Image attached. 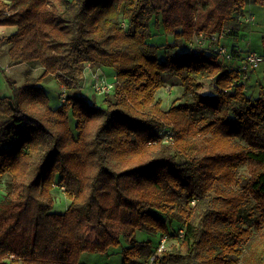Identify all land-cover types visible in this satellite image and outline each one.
I'll return each mask as SVG.
<instances>
[{"label":"trees","instance_id":"obj_1","mask_svg":"<svg viewBox=\"0 0 264 264\" xmlns=\"http://www.w3.org/2000/svg\"><path fill=\"white\" fill-rule=\"evenodd\" d=\"M250 2L264 6L0 0V25L17 26L9 65L43 69L19 87L6 75L11 95L0 96V264H83V252L116 251L121 264H146L165 237L177 243L163 264H264V87L255 96L247 72L208 41L192 45L201 32L239 33L229 26ZM88 66L116 77L114 90L85 95ZM171 79L183 100L165 108L158 93ZM209 79L215 92L205 93ZM52 80L67 87L57 107ZM54 191L70 199L64 212ZM123 216L118 236L110 224Z\"/></svg>","mask_w":264,"mask_h":264},{"label":"rangeland","instance_id":"obj_2","mask_svg":"<svg viewBox=\"0 0 264 264\" xmlns=\"http://www.w3.org/2000/svg\"><path fill=\"white\" fill-rule=\"evenodd\" d=\"M50 1L56 8H58L57 0H50ZM165 1L166 0H154L155 4L160 5V6H163L165 4ZM251 12L254 13L256 16V21L253 24V28L251 29V31L242 30L240 32L239 41L235 40L232 42V40H226L225 36L223 37V41H227L225 44L229 45V47H231L232 44L236 43V45L240 47V49L243 51L250 48L259 53H264V47L262 45V35L264 33V6L262 5L253 6V8H251ZM246 16L247 18L252 17L251 14L246 15ZM122 25L126 29L129 28V24L126 20H122ZM201 34H203V36H206V37L210 35V34L205 35L204 32H201L200 34L195 36L193 43L197 44L196 38L197 37L199 38ZM250 45L252 47H250ZM2 46L3 45L0 44V50ZM199 46H201L200 49H203V47L206 45L204 43H201ZM181 50H183V48ZM207 50L209 52V49ZM7 67H9L8 70L7 68L4 69V65L1 62V58H0V72L4 74L5 76L7 75L8 77H10L11 80H13L18 87L23 85L26 82L27 78L39 76L43 70L41 67H38V66L30 67L29 65H26V64H20L16 66L15 68H11V66H7ZM91 71L94 74L96 72L98 73L101 72L105 74V76H107L110 80L113 79L112 77H110L111 73L109 71L108 72L103 71L102 69H99L98 67L97 68L92 67ZM246 75H247V79L245 80V86L248 87V90L251 88L252 91H254L255 96L259 95L260 90L262 89L261 86L264 87V63L255 72H253L252 74L251 72H247ZM93 79H94V75H93ZM213 83L214 82L212 79L205 81L203 92L205 93L215 92ZM2 84H3V81L1 79L0 86ZM45 85L48 90L49 99H50V103L52 104V106L62 104L63 102L62 97H61L62 88L57 93V90H55V83H53V85L51 86H48V84H45ZM61 85L62 83H60L59 86ZM169 86L171 88L170 91L167 90V87ZM87 92H89V90ZM92 96H93V93L91 92L90 93L91 99H92ZM102 96L103 94H98L99 99ZM158 96L161 99V101H163L165 108H169L174 103H178L182 101L183 100V87L180 81L178 79H171V81L166 82L165 89L163 88L162 90H160L158 93ZM98 102L100 103V101ZM241 171L244 172L245 167H242ZM7 182H8L7 177H4V179L0 181V201H1L3 194L6 191ZM54 194L56 197V200L54 203V211L64 212L70 203V199L66 196L64 192H61V191H54ZM1 227H2V222L0 221V230H1ZM110 229L115 235L122 236L123 233L127 231L128 229V224H127L125 217L123 216L122 220L119 222L110 224ZM138 237L140 236L138 235ZM90 238L95 239L96 238L95 234L91 233ZM176 243L177 242L173 238H170V240L168 239L166 241L167 249L169 247H172ZM80 261L83 264H121L123 261V256L121 253H118L117 251L112 254L83 252L81 254Z\"/></svg>","mask_w":264,"mask_h":264},{"label":"built area","instance_id":"obj_3","mask_svg":"<svg viewBox=\"0 0 264 264\" xmlns=\"http://www.w3.org/2000/svg\"><path fill=\"white\" fill-rule=\"evenodd\" d=\"M246 22H251L255 19L254 16L251 18H243ZM225 36V31H222L220 33H213L209 36H201L196 38L197 44L206 43L207 41L211 44V47L213 49V52L217 55V57L221 60L229 62L233 68L239 73L243 74L245 72L258 69L263 63H264V56L254 50H250L245 54H239L238 52H235L232 47H229V45L225 44L226 41H223V37ZM192 45H196L193 43ZM193 46H191L190 49H192ZM113 79L110 80L105 74L96 72L94 74L93 79V90L95 93L98 94H106L110 93L114 90L115 85L117 84L116 77H112ZM62 93L61 97L63 102L66 101L67 97V87L65 85H61ZM167 90L170 91V86L167 87ZM165 132V141L171 142L173 139V134L170 130L164 131ZM64 189V187H62ZM182 232V231H181ZM166 241L167 238H163L158 249L155 251V253L152 255L149 261L146 262V264H163L161 262V258L163 256V253L165 250H167L166 247Z\"/></svg>","mask_w":264,"mask_h":264},{"label":"crops","instance_id":"obj_4","mask_svg":"<svg viewBox=\"0 0 264 264\" xmlns=\"http://www.w3.org/2000/svg\"><path fill=\"white\" fill-rule=\"evenodd\" d=\"M253 6H258V5L254 4L253 2H250L249 4L246 5L243 13L246 14V15H250L251 14L252 16L255 17V19L252 20L251 22L235 21L229 27L232 28L234 31H235V29H236V31L239 30V33H237L236 35L228 36L226 38L227 40H232V42L235 41V40L239 41L240 40V32L242 30L251 31V29L253 28V24L256 21L255 14L251 12V8H253ZM16 31H17V26H15V25H0V44L3 45L1 50H0V58H1V62L4 65V69L7 68V70L9 69V67H7V66H11V68H15L16 66L20 65V64L9 65V63H8V61H9L8 60V54L6 52H4V50H5L6 46H7V39L9 38V36H11ZM250 47H252V46L250 45ZM91 68H92V66H88L87 67L85 81H84V84L82 86L83 93L85 95H87L89 98H91L90 97V93L91 92L94 93L93 86H92L94 73H92ZM1 79L3 81V84L0 86V96L11 95V89H10V87H9L7 81H6V77H5L4 74H2L0 72V81H1ZM53 83H55V90H57V93H58L59 90L61 89V86H59L60 83L58 81L52 80V82H47L46 84H48V86H51V85H53ZM45 87H46V85H45ZM88 90H89V92H87ZM59 105H54L53 107H57Z\"/></svg>","mask_w":264,"mask_h":264},{"label":"water","instance_id":"obj_5","mask_svg":"<svg viewBox=\"0 0 264 264\" xmlns=\"http://www.w3.org/2000/svg\"><path fill=\"white\" fill-rule=\"evenodd\" d=\"M11 104H12V101H11Z\"/></svg>","mask_w":264,"mask_h":264}]
</instances>
